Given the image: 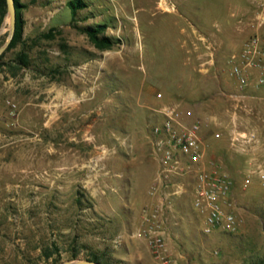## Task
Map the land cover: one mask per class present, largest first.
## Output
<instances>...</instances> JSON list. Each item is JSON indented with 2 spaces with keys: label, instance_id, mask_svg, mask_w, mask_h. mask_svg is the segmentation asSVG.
<instances>
[{
  "label": "rangeland",
  "instance_id": "rangeland-1",
  "mask_svg": "<svg viewBox=\"0 0 264 264\" xmlns=\"http://www.w3.org/2000/svg\"><path fill=\"white\" fill-rule=\"evenodd\" d=\"M161 1L83 0L73 16L69 0H20L23 41L0 61V264H264V86L239 88L228 66L256 6ZM98 25L112 48L84 30ZM22 50L30 66H10ZM164 105L204 121L207 158L236 180L240 228L203 233L188 191L162 216L157 252L143 215L158 202L151 127Z\"/></svg>",
  "mask_w": 264,
  "mask_h": 264
},
{
  "label": "built area",
  "instance_id": "built-area-1",
  "mask_svg": "<svg viewBox=\"0 0 264 264\" xmlns=\"http://www.w3.org/2000/svg\"><path fill=\"white\" fill-rule=\"evenodd\" d=\"M251 2L256 6L257 30L228 60L231 76L244 90L264 86V0ZM157 112L161 120L151 127V143L159 169L152 193L159 196L154 208L144 209L143 234L157 252L167 249L162 216L173 212L174 198L188 191L192 208L202 218L203 233L237 232L240 220L236 212V180L216 160L207 158L202 118L190 121L178 105H164ZM249 137L254 138V133Z\"/></svg>",
  "mask_w": 264,
  "mask_h": 264
},
{
  "label": "trees",
  "instance_id": "trees-1",
  "mask_svg": "<svg viewBox=\"0 0 264 264\" xmlns=\"http://www.w3.org/2000/svg\"><path fill=\"white\" fill-rule=\"evenodd\" d=\"M15 1H16V10H17L16 30H15L14 37H13L9 47L0 56V61L8 51L14 49L19 43H21L23 41V32H24L23 24H24V22H23V19L21 16V8H20L21 3H20V0H15ZM68 5L71 8L73 16H75L77 14L78 10L85 6V3L83 2V0H69ZM6 11H7L6 0H0V25L2 23V20L5 16ZM84 30L88 33L90 40L99 49H110L114 46V44H116L119 41L118 38L115 39V38H112L111 36H106V35L101 36L100 33L103 30L102 25H98L97 27H86V28H84ZM50 35H52V34H49L48 37H52ZM13 61L11 62L10 66H12L16 69L17 68H23V67H29L30 63H31L30 56H29L28 52L25 50L20 51L17 54L15 60H13ZM0 64H1V62H0ZM44 251H43V253L45 255H47V256L50 255V253L46 252V250H44ZM73 255L77 256L78 254L76 252ZM88 259L101 262L100 258L97 255H94L93 257H90ZM56 262H58V260H56L54 263H56Z\"/></svg>",
  "mask_w": 264,
  "mask_h": 264
},
{
  "label": "water",
  "instance_id": "water-1",
  "mask_svg": "<svg viewBox=\"0 0 264 264\" xmlns=\"http://www.w3.org/2000/svg\"><path fill=\"white\" fill-rule=\"evenodd\" d=\"M6 2L8 7L7 12L9 15L10 32L6 42L2 46H0V56L9 47L16 30V19H17L16 1L6 0ZM58 264H102V263L91 259H71V260H64Z\"/></svg>",
  "mask_w": 264,
  "mask_h": 264
},
{
  "label": "bare ground",
  "instance_id": "bare-ground-1",
  "mask_svg": "<svg viewBox=\"0 0 264 264\" xmlns=\"http://www.w3.org/2000/svg\"><path fill=\"white\" fill-rule=\"evenodd\" d=\"M161 5L168 9V5L166 4V0H162Z\"/></svg>",
  "mask_w": 264,
  "mask_h": 264
}]
</instances>
